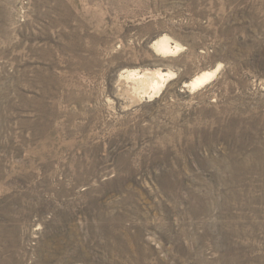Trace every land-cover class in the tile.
Segmentation results:
<instances>
[{
  "label": "rangeland",
  "instance_id": "rangeland-1",
  "mask_svg": "<svg viewBox=\"0 0 264 264\" xmlns=\"http://www.w3.org/2000/svg\"><path fill=\"white\" fill-rule=\"evenodd\" d=\"M0 264H264V0H0Z\"/></svg>",
  "mask_w": 264,
  "mask_h": 264
},
{
  "label": "bare ground",
  "instance_id": "bare-ground-1",
  "mask_svg": "<svg viewBox=\"0 0 264 264\" xmlns=\"http://www.w3.org/2000/svg\"><path fill=\"white\" fill-rule=\"evenodd\" d=\"M165 39V38H163ZM162 40V39H161ZM156 43V42H155ZM173 46V45H172ZM158 49L159 51L161 52H167L169 51V46L167 44V42L164 41H161L159 44H158ZM175 49V48H174ZM177 50V49H176ZM154 72V71H153ZM156 72V71H155ZM132 73V72H131ZM151 75V74H150ZM156 78L155 80H153V82H151V84L155 87L157 85V83L159 81H161L165 76L168 75V73H163V72H160L158 74H156ZM212 73L211 72H208V71H204V72H201L200 74L196 75L195 77H193L189 83H188V86L190 88H197L199 86H202V85H205V83H207L211 77ZM134 76H138L140 77V75L138 74H134ZM143 77V76H142ZM148 77V76H147ZM146 79V78H145ZM186 86V85H185ZM187 86V87H188ZM152 91V90H151Z\"/></svg>",
  "mask_w": 264,
  "mask_h": 264
}]
</instances>
